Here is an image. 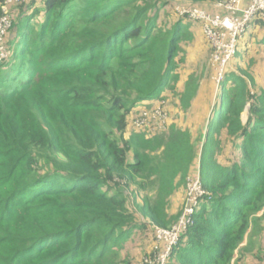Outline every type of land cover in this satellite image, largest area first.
<instances>
[{
    "label": "trees",
    "instance_id": "obj_1",
    "mask_svg": "<svg viewBox=\"0 0 264 264\" xmlns=\"http://www.w3.org/2000/svg\"><path fill=\"white\" fill-rule=\"evenodd\" d=\"M207 1L217 0L20 7L10 35L18 66L0 64V264H132L137 233L154 239L156 228L179 223L172 199L186 189L198 146L176 126L149 137L133 117L177 91L182 45L193 35L176 5ZM256 27L264 31L261 20ZM247 38L244 67L227 72L201 149L208 196L167 264H243L251 256L243 236L264 233V80L252 72L264 32ZM191 79L184 110L198 89ZM263 251L253 254L260 263Z\"/></svg>",
    "mask_w": 264,
    "mask_h": 264
},
{
    "label": "rangeland",
    "instance_id": "obj_2",
    "mask_svg": "<svg viewBox=\"0 0 264 264\" xmlns=\"http://www.w3.org/2000/svg\"><path fill=\"white\" fill-rule=\"evenodd\" d=\"M227 0H217L214 2L207 1L202 7L197 6L196 8H200L211 15H218L222 18H226L227 15H231L233 11L217 7L218 5H222L227 3ZM240 10H245L247 6L250 4V0H240ZM179 7H184L182 3L179 4ZM22 7V5H20ZM20 6H15L12 10V16L14 19L16 18V14L19 13ZM178 7V5H176ZM19 7V8H18ZM167 11V10H165ZM178 13V12H177ZM179 16H181L179 14ZM175 17V15H174ZM183 17V16H181ZM186 19V25L190 27V34L193 35V39L184 43L182 45V50L179 59H183L178 68V75L180 76V81L177 83L176 92H167V96L163 100L150 102L147 104V109H140L143 114L136 113L133 117L134 125H138L139 132L146 133L149 137L155 134L167 135L172 126H176L182 130H189L193 139L195 140V144L197 150L203 148L206 129L210 120V117L214 113L217 108L219 93L221 86H217L214 81L215 76V66H214V49L206 38L203 30V25L200 21H196L191 18L184 17ZM41 20V16L37 18V21ZM168 20L167 22L169 23ZM172 24V23H171ZM167 25V23H166ZM168 26V25H167ZM13 29V26H12ZM11 29V30H12ZM8 34L6 37V41L9 48V56L7 59L1 61L0 64H4L7 61H11L14 59L13 67L16 69L18 66V41L15 38H10L11 34ZM256 33H253L252 27L249 29L239 40L237 46V52L234 58V62L230 64L228 70L235 71L237 68L236 65L239 63L243 65L244 63L238 59L239 53L244 51L248 46V36H250L253 41H257ZM250 42V41H249ZM250 54L260 53L259 48L254 47L252 44L250 46ZM238 53V54H237ZM262 55V54H261ZM248 60V58H247ZM236 63V64H235ZM252 72H255L256 79L258 81L264 80V58L260 56L257 58V63L254 64ZM258 75V76H257ZM191 78H196L197 80V93L194 96L193 100L190 102L189 108L184 110L181 106V98L180 95L185 92L186 82L193 81ZM191 79V80H189ZM145 111V112H143ZM147 111V112H146ZM147 116H144L146 115ZM248 119V113H244L243 121L246 123ZM188 200V191L184 189L183 193H179L174 196L172 199V209L174 214L182 212L187 208ZM263 211L258 213V216H262ZM184 217V215H182ZM181 217V218H182ZM264 224V221H263ZM246 234L243 236V243L241 245L243 250H247L250 254L245 260H243V264H264L260 263L258 258H254V253L257 252L258 249H263L264 247H258L256 244L246 242V246H244V242L246 240ZM253 235V234H250ZM264 239V233H259V235H254ZM247 241V240H246ZM161 244L158 243L157 238L154 236V239L146 237V234L137 233L134 236V240L128 244V254L130 255V259L132 264H149L151 263V259H155L157 254L161 251ZM264 256V251L262 253ZM254 258V259H253ZM169 260V259H168ZM154 261V260H153ZM152 261V262H153Z\"/></svg>",
    "mask_w": 264,
    "mask_h": 264
},
{
    "label": "built area",
    "instance_id": "obj_3",
    "mask_svg": "<svg viewBox=\"0 0 264 264\" xmlns=\"http://www.w3.org/2000/svg\"><path fill=\"white\" fill-rule=\"evenodd\" d=\"M34 0H3L0 14V60L8 58L9 48L6 37L13 26L12 10L15 6L29 5ZM240 0H229L227 3L217 7L226 8L231 11V15L226 14V18L210 13L196 7L184 6L177 7V12L183 17L198 20L203 25L206 38L214 49V81L217 86H221L226 79L230 64L235 58L237 46L241 37L252 27L256 20L264 23V0H250V4L245 10H240ZM21 7V6H20ZM9 54V55H8ZM142 111L140 110L139 113ZM145 112V111H143ZM147 112V111H146ZM144 116H147L144 115ZM138 127V125H136ZM201 149L198 151L195 169L188 177L186 189L188 191V204L184 217L178 224L170 230L156 228V238L161 244V251L157 254L154 261L149 264H167L172 250L178 245L181 235L193 223V215L199 208V202L208 193L203 188L201 167H200Z\"/></svg>",
    "mask_w": 264,
    "mask_h": 264
},
{
    "label": "crops",
    "instance_id": "obj_4",
    "mask_svg": "<svg viewBox=\"0 0 264 264\" xmlns=\"http://www.w3.org/2000/svg\"><path fill=\"white\" fill-rule=\"evenodd\" d=\"M183 5L188 6L187 4H183ZM178 6H180V5L178 4ZM176 9H177V6H176ZM263 32L264 31L262 30L261 27H256L253 29V33L257 34L256 35L257 40L262 38ZM173 213H174V211H173ZM245 238L247 241L245 240L244 246H246V242H248V243L250 242L252 244L253 243L256 244L258 247H264V239L263 238H260V237L254 236V235H247Z\"/></svg>",
    "mask_w": 264,
    "mask_h": 264
}]
</instances>
